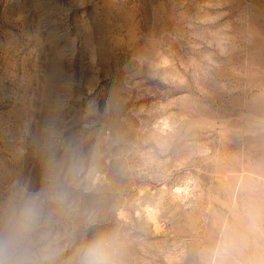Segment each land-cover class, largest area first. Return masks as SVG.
<instances>
[{"label":"rangeland","instance_id":"1","mask_svg":"<svg viewBox=\"0 0 264 264\" xmlns=\"http://www.w3.org/2000/svg\"><path fill=\"white\" fill-rule=\"evenodd\" d=\"M31 200L5 264L117 224L126 264H264V0H0V222Z\"/></svg>","mask_w":264,"mask_h":264},{"label":"clouds","instance_id":"2","mask_svg":"<svg viewBox=\"0 0 264 264\" xmlns=\"http://www.w3.org/2000/svg\"><path fill=\"white\" fill-rule=\"evenodd\" d=\"M60 206L66 204L63 195L56 197ZM51 218V213L48 219ZM46 227L44 210L39 200H31L7 214L0 222V250L6 256L26 258L38 254L34 240ZM127 235L123 225L98 229L78 249L77 264H126ZM40 251H43L41 249ZM0 264H5L0 260Z\"/></svg>","mask_w":264,"mask_h":264}]
</instances>
